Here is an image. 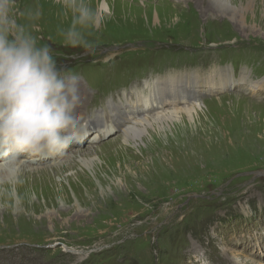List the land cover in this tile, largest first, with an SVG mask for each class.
<instances>
[{
  "label": "rangeland",
  "instance_id": "rangeland-1",
  "mask_svg": "<svg viewBox=\"0 0 264 264\" xmlns=\"http://www.w3.org/2000/svg\"><path fill=\"white\" fill-rule=\"evenodd\" d=\"M208 1L92 0L86 52L61 43L53 0H21L41 8L37 35L79 77L91 112L109 115L112 99L175 73L193 74L182 81L202 106L137 147H122L117 130L82 134L73 151L90 164L72 151L29 166L49 175L14 201L0 193V264H264V0H226L233 17ZM159 146L162 156L147 152Z\"/></svg>",
  "mask_w": 264,
  "mask_h": 264
},
{
  "label": "clouds",
  "instance_id": "clouds-1",
  "mask_svg": "<svg viewBox=\"0 0 264 264\" xmlns=\"http://www.w3.org/2000/svg\"><path fill=\"white\" fill-rule=\"evenodd\" d=\"M61 20L57 36L67 47L92 51L98 19L92 0H53ZM38 5L0 0V193L18 199L22 161L55 157L77 142L83 125L79 77L59 66L37 35Z\"/></svg>",
  "mask_w": 264,
  "mask_h": 264
},
{
  "label": "bare ground",
  "instance_id": "bare-ground-1",
  "mask_svg": "<svg viewBox=\"0 0 264 264\" xmlns=\"http://www.w3.org/2000/svg\"><path fill=\"white\" fill-rule=\"evenodd\" d=\"M202 3V0H198ZM209 2L208 0H206ZM218 5H220L221 9H217V12L220 15L233 17L238 14L241 15L240 11H234L229 9L226 0H216ZM236 1V0H234ZM246 1V0H242ZM196 2V1H195ZM211 3L209 2V5ZM101 11L106 12L108 6L106 3H101ZM211 6V5H210ZM216 9L215 12H216ZM245 9V8H244ZM213 10V9H212ZM205 11V10H204ZM217 13V14H218ZM163 16L167 18L171 16L170 8L165 9ZM206 15V14H205ZM218 18V17H217ZM174 43L172 42V45ZM113 59V57L111 58ZM130 67L129 65L120 66V70H127ZM248 74V73H247ZM187 75L193 74H171L166 75L164 77L157 78L151 83L148 88V93L146 95L141 92L137 94H133L132 96H128L125 98L124 102L112 101L108 107L110 114L101 116L98 112H91V105L94 106L88 99L89 92L79 83L80 95H81V103L77 109V112L80 115V119L83 125V131L79 140L82 139V134H88L90 131L94 129H98L97 136L95 138L102 139L109 133H113V131H119L122 133L120 139L122 143V147H137L138 143L144 142L145 135L149 132L150 129L162 130L165 125L168 123L174 122L178 120V115H181L180 118H185L187 121L193 118V114L197 109L201 108V103L199 102L201 93L198 89H196V93L191 92L190 87H186L185 80L182 81V78ZM197 75V74H196ZM247 76L248 79L253 80ZM178 77V78H176ZM200 78V75H197ZM152 79V78H151ZM178 80V81H177ZM139 83L140 81L137 78H134L132 83ZM199 84V83H197ZM243 84V83H242ZM200 87V86H199ZM230 87V86H229ZM227 87V88H229ZM88 89V88H87ZM250 91L248 88H246ZM251 94V93H248ZM132 95V93H131ZM191 102L189 105H185L188 102ZM143 107H139L141 105ZM168 106V107H166ZM166 107V109H165ZM171 109V110H167ZM152 109V110H151ZM149 111H153V115H156L153 119H149L148 117H152L148 114ZM167 123V124H166ZM108 127V128H107ZM181 134H186L185 131H177L176 136L179 137ZM148 135V134H147ZM94 138V139H95ZM79 141L75 142L71 145V147L64 153L55 156V157H47V156H38L33 158L25 159V162L28 166L25 169H22V177L24 183L18 186L19 190H23L24 188L29 187V184L37 183L41 181L42 178H46L49 175V170H34L29 168V166L33 167H45L50 165V161H54L55 159L65 160L69 153L75 150V148L80 147ZM109 148H114L111 145ZM122 149V148H121ZM179 151L183 149L180 147L176 148ZM164 151L162 146H159V149L156 148V152L154 150H148L149 153L158 154L160 156ZM68 152V153H67ZM146 152V151H145ZM75 156L81 157L78 158L77 163L80 164H90L91 160L94 159L93 155L87 154L88 152L81 151H73ZM144 154V152H142ZM73 154L68 156V159L71 158ZM175 156V152L171 151L169 155V159ZM66 163V162H65ZM51 166V165H50ZM87 166V165H86ZM60 167V166H58ZM53 169V168H52Z\"/></svg>",
  "mask_w": 264,
  "mask_h": 264
}]
</instances>
